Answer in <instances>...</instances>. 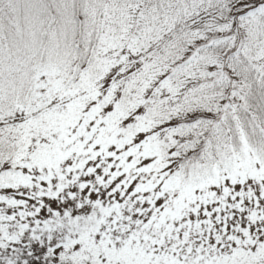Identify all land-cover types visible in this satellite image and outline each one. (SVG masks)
<instances>
[{
    "label": "snow or ice",
    "instance_id": "6c2138e0",
    "mask_svg": "<svg viewBox=\"0 0 264 264\" xmlns=\"http://www.w3.org/2000/svg\"><path fill=\"white\" fill-rule=\"evenodd\" d=\"M0 264H264V0H0Z\"/></svg>",
    "mask_w": 264,
    "mask_h": 264
}]
</instances>
